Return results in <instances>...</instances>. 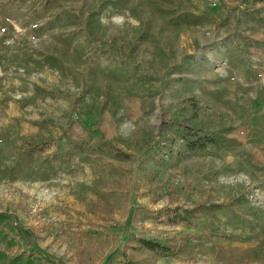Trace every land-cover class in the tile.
<instances>
[{"label":"rangeland","instance_id":"rangeland-1","mask_svg":"<svg viewBox=\"0 0 264 264\" xmlns=\"http://www.w3.org/2000/svg\"><path fill=\"white\" fill-rule=\"evenodd\" d=\"M0 214L58 264H264V0H0Z\"/></svg>","mask_w":264,"mask_h":264},{"label":"trees","instance_id":"trees-1","mask_svg":"<svg viewBox=\"0 0 264 264\" xmlns=\"http://www.w3.org/2000/svg\"><path fill=\"white\" fill-rule=\"evenodd\" d=\"M183 148L185 151L193 152L196 150H202L208 145H216L222 142V137L215 136L214 134H204L196 130H189L182 136ZM77 149L86 155L101 156L105 153H110L112 158L125 160L126 154L111 153L108 143L94 142L91 146H87V143L81 142ZM216 205H198L193 209H187L182 207H173L172 210H165L164 217L166 221H170L171 224H183L190 225L193 220L201 219L202 214L210 209H215ZM206 215V214H205ZM2 224V230H0V264H58L53 258L47 257L43 254H38L37 257L31 252L26 251H14L12 249L17 246L15 238L16 235L19 239L27 238L28 233L23 229L22 225L11 216L0 214V225ZM12 234V235H11ZM11 236V237H10ZM175 243V242H174ZM2 247V249H1ZM134 251L149 252L160 257H168L176 253L172 241H168L164 244L161 242L153 241L145 238H134V244L129 246ZM124 260L119 264H144L127 252H123Z\"/></svg>","mask_w":264,"mask_h":264}]
</instances>
